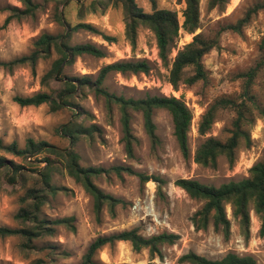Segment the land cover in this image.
<instances>
[{
  "label": "rangeland",
  "instance_id": "obj_1",
  "mask_svg": "<svg viewBox=\"0 0 264 264\" xmlns=\"http://www.w3.org/2000/svg\"><path fill=\"white\" fill-rule=\"evenodd\" d=\"M43 2V0H36ZM158 8L177 11L175 0H156ZM264 0H230L226 8L210 9L209 0L200 1L201 27L196 33L214 37L219 33V47L204 57L208 81H198L193 86L181 85L175 90L168 76L174 57L194 34L182 27L177 30L174 43L169 51V62L159 56L157 41L153 32L140 27L135 49L125 37L123 13L120 7H110L104 14L92 13L89 9L83 14L75 2L66 9V18L75 25L79 22L94 24L101 31L115 36L116 41L109 43L102 36L87 30L72 33L71 45L93 43L104 47L107 56L103 58L91 54L76 57L74 62L65 63L59 77L91 74L96 76L106 64L118 60L148 59L152 69L149 73L122 74L111 72L104 85L110 92L125 97H141L146 93L174 95L182 98L194 113L189 142L192 155L196 147L208 136L225 140L229 135L234 111L225 110L217 114L211 131L201 136L198 123L201 114L216 98L229 96L241 98L244 79L239 74L247 72L256 65L261 56L259 42L264 34V9L253 14L241 32L222 30L229 24H236L244 18L248 10ZM145 12H152L151 0H137ZM21 6L18 0H0V6ZM7 12L0 14V60L9 61L29 54L34 40L44 32L61 33L63 28L54 20V3L46 5L34 18L14 20L5 25ZM195 33V34H196ZM57 56L42 59L36 67V73L28 65L18 66L13 71L0 66V137L9 144L16 141L21 148L27 146L28 139L47 141L60 148L73 147L80 154V163L85 167H111L128 165L136 171L151 176L149 181L136 174L115 171L95 178L106 192L123 200L116 206V216H112L105 206L99 220L93 209V198L66 171L59 167L52 173V183L60 189L49 194L48 202L42 206L41 216L58 218L76 216V230L61 225L56 234L34 240L37 249H21L19 236L0 238V264H36L42 258L47 264H78L90 243L100 234L141 227V232L150 236L163 231L175 232L180 238L173 245H164L162 255L151 257L147 249L133 250L128 241H119L113 246L107 245L98 251L97 259L103 264H190L180 262V257L195 251L211 259L222 258L230 251L241 255L251 254L264 264V237L259 235L260 221L251 211V238L246 240L240 233L238 222L233 218L231 208L228 215L232 220V234L225 239L222 233L210 226L207 230H196L191 217L202 202L191 198L184 189L175 185L179 178H194L207 184L219 186L230 180H240L249 175V169L264 157V120L258 119L251 130L252 145L244 144L238 149L237 160L230 167L225 157H220L216 168L204 167L191 158H184L174 136L171 115L165 109H156L154 121L160 143L153 145L148 136L143 116L133 111L132 126L138 143L135 146V158H130L122 142L120 110L116 104L110 107L105 97L87 91L86 95L75 100L80 109L65 107L52 111L48 104L22 107L14 101L15 95H30L39 90H47L41 84L42 77L51 69ZM191 74V70H188ZM52 87L59 82L52 81ZM258 100L264 104V70L260 72L253 85ZM79 109V108H78ZM79 122L89 131L80 135L73 145L61 131L63 124ZM1 155L14 160L25 168L23 175L15 182H8L4 172L0 173V226L20 227L16 218L22 207L30 203L22 201L30 188L42 187L40 173L45 168L44 154L24 158L0 150ZM154 176L165 179L162 191H158V182ZM50 243L59 250L48 248ZM63 249L70 256H62Z\"/></svg>",
  "mask_w": 264,
  "mask_h": 264
},
{
  "label": "trees",
  "instance_id": "obj_2",
  "mask_svg": "<svg viewBox=\"0 0 264 264\" xmlns=\"http://www.w3.org/2000/svg\"><path fill=\"white\" fill-rule=\"evenodd\" d=\"M21 6H0V14L7 12L5 25L14 20L34 18L37 13L45 9L46 5L54 3V20L63 28L61 33L44 32L33 43V49L29 54L16 57L9 61L0 60V66L13 71L18 66L28 65L33 73L40 60L57 58L53 61L51 69L42 77L41 84L47 90H39L30 95H15L14 101L22 107L40 106L48 104L52 111H58L65 107L80 109L75 100L86 95V90L94 92L97 96L105 97L111 107L116 104L120 110V122L122 127V142L130 158H135V146L138 138L132 126L133 111H139L143 116L144 128L154 146L160 143L157 133V125L154 121L156 109H165L172 117L174 136L184 158L193 156V160L204 166L216 168L220 157H225L229 166L233 167L237 160L238 149L244 144L251 147V128L258 119L264 120V104L258 100L253 85L260 72L264 70V34L259 42L261 56L255 66L247 72L239 74L244 79V88L241 98L229 96L216 98L201 114L198 123V132L201 136L207 135L216 121L217 114L221 111L231 110L235 118L229 129L230 135L225 139L216 136L206 137L195 149L192 155L189 133L192 127L194 113L186 102L174 95L146 93L141 97H125L110 92L104 82L111 72L122 74L149 73L152 69L148 59L118 60L104 65L96 76L84 74L79 76L59 77V73L65 63L74 62L76 57L83 54H91L99 58L107 56L104 47L87 42L71 45L69 39L73 32L87 30L100 35L109 43L115 42L116 37L109 35L94 24L79 22L72 25L66 18V9L75 2L80 8V13L87 9L90 12L105 13L110 7H120L123 13L125 25V37L135 49L138 41L140 27H145L155 35L159 56L167 64L169 51L175 41L177 30L182 27L194 34L192 40L185 44L174 57L169 71V82L175 90L181 85L193 86L198 81H208L207 70L204 65V57L214 48L219 47V33L210 38L203 33H196L201 27V0H175L179 6L177 11L158 8L156 0H151L152 12L142 10L137 0H18ZM230 0H209L210 9L216 7L226 8ZM264 9V2L257 3L250 8L246 16L236 24H229L222 30L241 32L253 14ZM196 33V34H195ZM191 70V74L188 70ZM59 82L58 87H52L51 82ZM79 108V109H78ZM61 131L74 145L80 135L89 130L82 123L72 122L63 124ZM0 150L21 157H35L44 154L45 168L40 173L42 187L30 188L22 201L30 203L29 207H22L16 218L20 221V227L0 226V238L19 236L22 239L21 249L33 251L37 249L34 243L36 239L54 236L57 226L64 225L71 230H76V216H64L58 218H44L41 216L42 206L48 202L49 194H56L58 190L65 188L56 187L52 183V173L58 168L66 171L76 182L81 183L93 198V209L100 220L105 206L112 216H116V206L123 200L106 192L95 182V178L116 172L123 176V171L129 174L139 175L143 182L149 181L151 176L136 171L128 165H115L111 167H85L80 163V154L73 148H60L47 141L28 139L27 146L21 148L16 141L5 143L0 137ZM25 167L17 164L0 154V173L8 177V182H15ZM158 182V191H162L165 179L154 176ZM175 185L181 187L194 199L202 202V205L193 213L191 221L196 230H207L213 226L214 230L229 239L232 234V220L228 215V207L231 208L233 218L238 222L240 233L246 239L251 238V211L253 210L260 221L259 235L264 237V157L249 169V175L240 180H230L219 186L207 184L194 178H179ZM180 238L175 232L163 231L146 236L141 232V227L114 231L108 234L98 235L88 246L78 264H103L97 259L98 251L103 247L113 246L119 241H128L136 252L147 249L151 257L161 256L164 245H173ZM48 248L59 250L58 246L50 243ZM62 256H70V252L63 249ZM180 262L190 264H259L256 257L251 254H239L230 251L222 258L211 259L195 251L183 254ZM36 264H47L42 258L36 260ZM55 264V263H51ZM129 264V263H120Z\"/></svg>",
  "mask_w": 264,
  "mask_h": 264
},
{
  "label": "bare ground",
  "instance_id": "obj_3",
  "mask_svg": "<svg viewBox=\"0 0 264 264\" xmlns=\"http://www.w3.org/2000/svg\"><path fill=\"white\" fill-rule=\"evenodd\" d=\"M236 1V0H235Z\"/></svg>",
  "mask_w": 264,
  "mask_h": 264
}]
</instances>
